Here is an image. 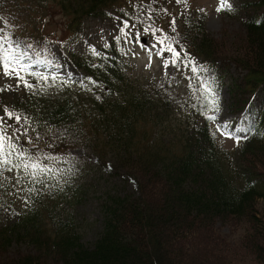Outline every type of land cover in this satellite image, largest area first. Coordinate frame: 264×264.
<instances>
[{
    "label": "trees",
    "instance_id": "trees-1",
    "mask_svg": "<svg viewBox=\"0 0 264 264\" xmlns=\"http://www.w3.org/2000/svg\"><path fill=\"white\" fill-rule=\"evenodd\" d=\"M172 1L157 0L152 7L167 8ZM54 8L63 15V34L72 37L61 50L67 59L60 52L57 59L80 72L76 78L91 75L99 84L77 83L56 96L50 89L30 95L23 86L13 87L9 91L19 94L9 107L32 116L41 128L79 122L94 154L101 161L110 159L126 183L135 180L134 191L107 196L104 230L91 245H85L70 223L47 224L58 199L70 201L69 187L53 189L50 199L33 198L34 203L7 222L0 216V264H232L229 252L240 249L263 263L264 225L256 199H264V169L257 167L264 161V0H237L244 30L233 36L210 34L201 15L194 25L186 18L177 24L191 57L197 56L217 83L229 79L232 125L254 126L233 148L212 139L201 105L192 108L173 91L135 83L111 39L113 47L99 49L109 53L107 60L76 49L74 41L80 40L89 19L110 21L131 13L129 0H0V21L7 19L8 32L17 38L62 41L43 28ZM160 15L165 14L153 17ZM231 66L235 73L229 72ZM169 95L179 104L170 102ZM184 109V120L171 119ZM4 204L13 208L0 193V206ZM220 223H227L226 232L234 236L221 231ZM21 244L26 251L16 250Z\"/></svg>",
    "mask_w": 264,
    "mask_h": 264
},
{
    "label": "snow or ice",
    "instance_id": "snow-or-ice-1",
    "mask_svg": "<svg viewBox=\"0 0 264 264\" xmlns=\"http://www.w3.org/2000/svg\"><path fill=\"white\" fill-rule=\"evenodd\" d=\"M156 2L157 0H139V2L129 0L133 12L125 11L122 16H113L117 24L110 39L114 42L116 51L123 56L131 54L136 57L139 52L134 51L133 48L138 46L148 56L145 68L151 66L155 57L161 67L162 76L169 84L177 74L183 77L187 82L189 98L199 102L200 115L204 120L211 122L209 132L212 139L215 140L219 135L231 139L234 145L238 146L241 140L248 138L247 134L254 131V126L242 124L233 126L230 120L219 119L220 95L215 76L203 63L191 57L177 31V18L183 13L177 12L176 15H172L165 7L159 9L152 7ZM175 3L182 4L187 11L188 0H175ZM215 10L232 12L234 6L230 0H218ZM197 11L205 10L198 8ZM154 13H164L170 17L167 31L156 25ZM0 22L5 25L0 28V74H2L0 78H15L14 85L5 83L0 86V91L23 86L30 95H36L45 94L58 83L61 90L77 83L83 86L85 81L93 86L99 84V81L91 75L83 79L73 78V71L65 70L67 65L56 57V53L60 52L67 59L66 53L61 51L65 47L64 41L17 38L14 33L8 32L7 28L10 25L7 19H2ZM184 23L187 24L188 21L185 20ZM103 31L101 29V32ZM101 40L104 41L102 45L104 49L113 47L103 35ZM85 44L92 56L109 59L108 52L100 51L95 45L87 42ZM56 45L59 47H55ZM128 45L133 47H127ZM68 47L74 50L72 44ZM176 83L179 81L177 80ZM157 87L163 89L164 83L158 82ZM97 99L100 97L97 96ZM168 100L179 104L174 96L169 95ZM191 107L196 108L197 105L192 104ZM241 118L246 120L248 117L242 113ZM36 124L33 117L27 113L3 105V111L0 113V191H6L8 196L20 199L25 207L34 203L33 198H40L59 188L60 185L66 184V177L78 171L76 168L78 157L75 153L66 148L59 150L63 146L58 140L54 142L44 140L42 134L37 131ZM41 142L44 143V147L40 146ZM108 167L111 169L110 164ZM132 183L135 184V180H132Z\"/></svg>",
    "mask_w": 264,
    "mask_h": 264
},
{
    "label": "rangeland",
    "instance_id": "rangeland-1",
    "mask_svg": "<svg viewBox=\"0 0 264 264\" xmlns=\"http://www.w3.org/2000/svg\"><path fill=\"white\" fill-rule=\"evenodd\" d=\"M230 2L234 4L235 0H230ZM217 3L218 0H188V8L187 11H185L182 4L177 5L175 0H173L171 3H169L167 9L172 15H176L177 12L183 13L182 16L177 18L178 25H182V18H186L189 21L192 20V22L188 23V25H194V23L197 21L196 15H201L205 21V24L203 23L204 27L210 34L218 38H220L222 34L233 36L241 33L244 30L243 24L240 23L241 13L237 12L236 9H234L232 12H217L215 10ZM198 8H203L205 11L198 12ZM50 10L51 12H49L45 18L43 28L52 36V38H59L60 40L68 43L70 40H72V37H69L68 33L63 34L65 26L63 15L57 8ZM169 19L170 17L167 14L154 17L156 25L163 27L165 30L167 29ZM116 24V20L104 21L98 18L89 19L84 26L85 30L79 35L81 41H74L76 49L80 52L88 50L85 44V42H87V44L95 45L99 50L104 43V41L101 40V36L103 35L105 39L109 40L111 35L114 34L113 29ZM101 29L104 31L101 32ZM55 47L58 48V45ZM127 47L133 46L128 45ZM133 50L139 52V55L133 57L131 54H129L127 56L122 55V57L127 63V72H129L131 76L136 79L133 80L135 83L139 81L142 84H146L148 88L152 86L155 88L157 87L158 82H162L164 83V88L161 90L164 92H175L181 98L184 105L191 106L192 104H199V102L195 99L189 98V93L186 87L187 82L183 79V77L177 74L172 83L169 84L166 78L162 76L161 67L155 57H153L151 66L145 68L144 65L148 63L147 53L139 49L138 46L134 47ZM58 53L59 52L56 53V56ZM194 58L197 62L200 61L197 56H194ZM61 63H65L67 65V68L65 69L66 71H73L74 78L79 76L80 72L73 70L67 62ZM235 71V67L231 66L229 72L235 73ZM82 78L84 77L81 76L80 79ZM177 80L179 83H176ZM7 81L14 83L15 78H0V86H3ZM229 82V79H226L224 84H222V82L218 83V93L220 95L221 107V113L219 115L220 120H229L231 116L227 107V103L230 99L227 86V83ZM89 88H92V91L95 90L93 87ZM50 91L53 96L59 95L62 92L59 86L50 88ZM18 94V90L0 91V107L3 105L9 106L12 104L11 102L16 100ZM2 111L3 108H0V113H2ZM186 111L187 110L185 109L175 111L171 119L184 120L185 116H187ZM78 123L79 122L75 121L68 122L62 126L45 125L43 128H41L40 124L37 123L36 128L37 131L42 134L44 140L49 142H54L56 140L59 142H64L65 146L59 150H64L66 148L71 150L78 157L76 162V168L78 171L74 175L66 177L69 185H60V187H64V189L66 186L70 188L71 192L69 191L67 198L70 201H64L63 198L58 199L60 201L59 205L53 202L56 205V210L53 212L54 216L47 218V224L51 227L57 225V223H70L75 232L78 233L82 238L85 245H91L104 230V200L108 195L115 192L123 195L134 191V184L131 181H128V183L124 181L123 172L115 167L114 163L110 159L107 158L106 160L101 161V159L94 154L91 149L92 146H90L91 144L89 142L88 135L81 130V127L78 125ZM217 138L222 142L224 141L228 147H235L231 139H226L220 137L219 135H217ZM40 146L44 147L45 145L43 142H41ZM262 157H264V155ZM109 164L111 165V169L108 167ZM257 167L264 169V161L262 164L257 165ZM51 192L46 195L48 199H50V195L52 194ZM0 193L2 196H6L7 199L13 203V208L5 204L0 206V216L5 222H7L10 217L16 215L14 214V211L19 213L27 209L28 206L25 207L23 202L15 196H8L6 191H0ZM256 201L258 206L257 216L264 225V199L257 198ZM13 209L15 210L13 211ZM226 225L228 224L220 223L218 224V227L220 226L221 231H223L225 234H228L226 231H228L229 228ZM241 229H243V227ZM238 231L239 230L236 232L238 233ZM228 236L234 235L228 234ZM260 242L264 246V241ZM24 247L25 246L21 244L20 246L16 247V250L26 251L28 247L23 250ZM202 249L206 250L207 248L204 247ZM201 251L202 250L199 252ZM229 254L231 255L229 258H231L232 264H264V262L256 263L253 261L255 254H252L244 249L233 252L230 251ZM262 259H264V253L262 254Z\"/></svg>",
    "mask_w": 264,
    "mask_h": 264
}]
</instances>
